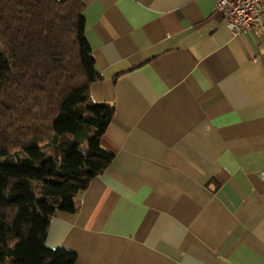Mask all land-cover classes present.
Here are the masks:
<instances>
[{"label":"crops","instance_id":"1","mask_svg":"<svg viewBox=\"0 0 264 264\" xmlns=\"http://www.w3.org/2000/svg\"><path fill=\"white\" fill-rule=\"evenodd\" d=\"M82 1L114 158L47 245L75 264H264V30L234 35L216 0Z\"/></svg>","mask_w":264,"mask_h":264},{"label":"trees","instance_id":"2","mask_svg":"<svg viewBox=\"0 0 264 264\" xmlns=\"http://www.w3.org/2000/svg\"><path fill=\"white\" fill-rule=\"evenodd\" d=\"M82 0H0V264H75L51 248L59 212L114 153L102 137L115 105L94 100L102 78Z\"/></svg>","mask_w":264,"mask_h":264},{"label":"built area","instance_id":"3","mask_svg":"<svg viewBox=\"0 0 264 264\" xmlns=\"http://www.w3.org/2000/svg\"><path fill=\"white\" fill-rule=\"evenodd\" d=\"M216 10L224 15L234 35L242 34L253 26H257V33L264 30V0H216ZM261 177L264 179V170Z\"/></svg>","mask_w":264,"mask_h":264}]
</instances>
